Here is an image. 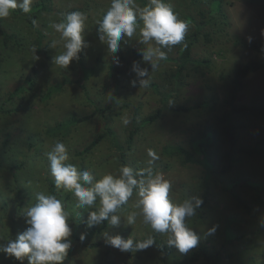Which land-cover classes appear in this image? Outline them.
Masks as SVG:
<instances>
[{"label": "rangeland", "instance_id": "374dc122", "mask_svg": "<svg viewBox=\"0 0 264 264\" xmlns=\"http://www.w3.org/2000/svg\"><path fill=\"white\" fill-rule=\"evenodd\" d=\"M39 1L33 0L32 4ZM165 2L171 4L180 20L187 22V33L194 28L191 17L197 19L200 10L210 8L208 0ZM46 3L49 9L41 10L33 17L30 16L31 12L12 11L8 17L0 18V204L3 200L7 201V209L4 211L0 208V243L14 240L17 234L26 229L25 220L18 217V212H26L36 202L37 193L50 194L46 177L52 174L47 153L57 141H61L67 146L70 156L66 163L76 165L79 170H88L95 179L108 173L118 175L122 165L134 170L152 167L171 182L169 198L172 202L181 203L193 197L202 200L195 215L186 219L187 225L198 236L194 248L181 253L168 244L166 236L156 233L169 248L164 260V253L155 246L128 253L106 242L105 233L135 240L153 232L149 225L143 223L141 216H137L133 225L126 222L130 212L138 211L134 208L135 191L118 213L121 215L118 227L108 224L102 231L88 236V212L98 210L99 200L91 208H78L72 193L58 189L61 199L70 193L64 201L67 204L65 210L69 212L72 246L67 251L64 264H176L191 252L198 251L200 245H205L208 251L219 252L218 264H264V192L258 195L262 202L260 204L253 200L255 192L252 189L257 182L254 179H264V152L240 155L237 163L226 172H222L218 166L220 164L215 162L214 167L218 169L208 179L200 164L185 163L179 157L165 156L161 152L167 144L188 146L190 137L202 125H214L217 116L229 109L224 101L222 76L232 73L244 62L263 57L251 46V42L264 44V13L261 6L247 0H223L225 17L218 19L224 21V24H220V31L213 25L204 26L203 32L211 33L209 42L200 35L199 40L189 48L173 46L171 50L163 49L167 59L160 62L158 69L150 72V85L139 88V85H130V81L136 79L132 71L133 62L151 71L150 65L142 61V56L133 59L130 52L131 48L144 45L139 42V28L132 38H124L121 50L116 54L119 65L113 62L107 45L97 35L98 21L110 8L111 0H47ZM136 3L143 7L149 0H136ZM71 9L81 11L88 17L83 33L87 47L82 50L78 60H73L63 69L53 63V57L64 49L62 43L56 49L49 47L52 40L60 39L50 23L60 22L61 15ZM28 15L31 22L27 20ZM137 23L142 26V21ZM3 31L14 34V38L4 43ZM182 51L193 59L208 58L209 62L200 66L192 60L186 62L180 76L176 77L175 70ZM27 77L33 79L30 88ZM56 82L63 83L61 89L45 99L44 90ZM153 84H157L161 91L170 92L171 96L159 118L142 121L145 115L162 105L160 96L153 91ZM15 89L13 98L9 99V93ZM205 99L209 102L207 107L189 112L174 110L178 105H189ZM235 102L241 105L264 104V66L246 76L236 92ZM96 105L102 110L70 126L65 135L46 132L48 126L64 121L70 115L91 113ZM134 110L138 111L136 122L139 129L130 149L125 150L124 163L114 136L119 144L126 146L125 138L131 123L124 126L121 117L126 115L131 119ZM234 122L244 124L238 130L241 145H253L259 139L264 141V113L237 114ZM108 128L110 131L88 153H76L95 135ZM7 133L10 140L8 145L3 146L2 141ZM149 149L158 156L152 164H149ZM20 162H23L22 166L15 167ZM249 175L253 177L252 184L246 181ZM229 186L255 204L252 216L235 203ZM192 202L195 203L194 200ZM227 220L236 234H243L241 237L233 235L227 239ZM73 234L79 237L83 234L84 240L101 243L87 246L74 238ZM0 264L21 262L0 253ZM23 264H28L27 258ZM184 264L210 262L199 257Z\"/></svg>", "mask_w": 264, "mask_h": 264}, {"label": "clouds", "instance_id": "9594fccd", "mask_svg": "<svg viewBox=\"0 0 264 264\" xmlns=\"http://www.w3.org/2000/svg\"><path fill=\"white\" fill-rule=\"evenodd\" d=\"M32 2L33 0H0V18L8 17L17 8L28 14L32 11ZM137 18L142 21V26L137 23ZM87 19L85 13L73 11L64 14L60 22L50 23L60 39L52 40L49 47L56 49L62 43L64 49L53 57L55 65L64 69L73 60L79 59L78 54L87 47L83 36ZM35 23L34 20L33 24ZM138 28L139 42L147 46L141 52L142 61L150 65L151 71L134 61L132 71L136 74V79L131 80L130 85L147 88L151 83L150 72L158 69L160 62L167 59L163 49L171 50L173 46L181 45L189 25L178 18L171 4L165 0H149L143 7L136 0H111L110 8L103 19L98 21L97 35L107 45L115 64H120L116 54L121 50V41L125 37L132 38ZM121 122L128 126L131 119L125 115L121 117ZM47 156L56 188L72 193L78 208H91L99 200L98 210L88 212L87 227L91 228L104 221L118 227L121 222V215L118 213L135 191L134 208L138 211L127 215L128 225L135 224L137 216H141L144 224L149 225L155 233L166 236L168 244L175 246L181 253H186L197 245L198 236L187 225L186 219L195 215L202 200L193 197L192 200H183L181 203L172 202L169 198L172 184L164 178L163 173L152 167L134 170L122 165L118 175L108 173L95 179L88 170L80 171L76 165L66 163L70 156L67 146L61 141L55 143ZM148 156L151 158L149 164L158 159L152 149L148 150ZM68 218L69 212L60 199L53 194L37 193L36 202L24 213L26 229L17 234L14 240L8 239L6 243H0V253L14 257L21 264L25 258L28 264H62L72 246V229ZM104 235L109 245L125 252L142 250L154 243L151 236L147 240L134 241L120 235ZM84 238L81 234L80 239Z\"/></svg>", "mask_w": 264, "mask_h": 264}, {"label": "trees", "instance_id": "16d2710c", "mask_svg": "<svg viewBox=\"0 0 264 264\" xmlns=\"http://www.w3.org/2000/svg\"><path fill=\"white\" fill-rule=\"evenodd\" d=\"M47 0H40L39 2L31 5V17L34 16L37 12L41 10H48L49 7L46 3ZM250 2H256L258 3L264 13V0H247ZM209 3V9L206 10H200L199 11V17L197 19H194V17H191L192 23L194 28L190 30L188 33H186L184 37V42L181 45H176L174 47L176 48H183V47H190L192 44L196 43L199 40L200 35H203V39L206 42H209L211 40V33L210 32H203V27L208 25L215 26V29H220V24H224V21H219V17L223 19L222 17H225V13L223 10V0H208ZM75 9H71L69 12H73ZM13 12H22L19 8L13 10ZM29 14V13H28ZM66 14V13H65ZM28 15L27 20L31 22V18ZM64 14L61 15L60 21L63 19ZM226 19H228L226 17ZM137 21L139 19L137 18ZM220 31V30H219ZM37 33L39 34V30L37 28ZM2 35L4 36V43L7 42L8 39L14 38V34H6L4 31L2 32ZM124 39L121 41V45L123 44ZM186 45V46H185ZM251 46L259 51L262 54V59L260 60H249L247 62L242 63L239 67H237L232 73H229L226 76H222L223 79V87L225 88L224 91V101L229 106V109L225 112H223L221 115L217 116L216 123L214 125L211 124H204L202 125L198 131H196V134L190 137L188 146L182 145L180 143H174V144H167L164 145L161 149V152L165 156H174L181 158L182 162L185 163H197L203 166V168L206 171V178L208 179L211 175V173L216 172L218 169L215 166V162H218V165L220 170L222 172H226L231 169V167L237 163L240 155H254V154H261L264 152V141L262 139L257 140L253 145H241L239 143L238 139V130L240 128L244 127V124L242 123H235L234 122V116L241 113H264V104L259 105H241L237 104L235 102L236 98V92L238 89L241 88L243 80L246 78V76L252 72L255 71L261 67L264 66V44H260L258 42H251ZM146 48L145 45H138L130 49L131 54L133 55V59L140 58L142 50ZM80 56V53L78 54ZM180 57L178 59V66L175 70L176 77H179L182 70L184 69V66L186 62L194 61L195 65H203L204 63L209 62L208 58H191L190 55L185 51H182L180 53ZM26 81L29 84V87L33 84V79L31 77H27ZM62 82H56L53 84H50L46 87V89L43 92V97L46 99L50 97L53 93L59 91L62 87ZM17 89H15L13 92H10L8 95L9 99H12ZM153 91L160 96L161 101V107H157L153 112L148 113L147 115L142 118V121H154L157 118L160 117L162 109L164 108L166 101L171 96L170 92L167 91H161L159 86L157 84H153ZM209 106L208 100H203L201 102H194L189 105H178L174 107V110L182 111V112H189L195 109H200ZM1 110V108H0ZM102 110L98 105L95 106L94 110L89 114H82L79 116L76 115H70L67 119L64 121L58 122L55 125H50L46 128V132L49 134H62L65 135L68 132V129L70 126L83 122L87 119H89L93 114H95L97 111ZM137 116L138 111L134 110L131 115V124L130 127L127 129V135L125 138L126 146L121 145L117 142L116 136H114L116 145L120 148V158L122 159V162L125 163L124 155L125 150H129L131 147V144L134 140V136L137 133L139 126L137 124ZM110 131L109 128L101 133H98L95 135L81 150H77L76 153L79 155H83L88 153L92 148H94L106 135V132ZM9 133L6 134V138L2 141V145H8L9 143ZM23 162L18 163V165H15V167H21ZM1 165V164H0ZM85 169H81L80 171H84ZM16 178V174H15ZM47 183H48V190L50 194L55 195L58 199H60L63 202L64 208H67V204L64 201V198L68 197L69 194H66L63 199L59 196V191L56 188L55 185V179L48 175L47 177ZM246 181L249 182V184H252L253 181L252 176L246 177ZM252 178V179H251ZM255 184L254 188V195L253 200L255 202H259L262 204L261 199L258 195H260L262 192H264V179H254ZM230 194L232 195L235 203L249 216H252L253 211L252 209L255 208V204L251 202L249 199L242 196L237 190L234 189V187L229 186L228 188ZM21 202L19 201L18 207H20ZM0 208H2L4 211L7 209V201L3 200L0 204ZM24 213L18 212V217L21 219H24ZM230 222L227 220L228 225V233H227V239H229L231 236L236 235V237H241L243 234H236L234 232V229L229 225ZM108 225L107 221H104L103 223L99 225H95L89 229L87 232L88 236H91L94 233H98L99 231H102L104 228H106ZM122 238L127 239L126 236L120 235ZM153 237L154 243L150 246L157 247L160 251H162L163 259L165 260L166 255L169 253V248L162 242L161 239H159L156 235V233L153 231L151 234L147 236H142L140 238L135 239L134 241H143L147 240L149 237ZM73 237L78 239L79 241L83 242L84 245L87 246H96L101 243V241L97 242H88L86 240H81L79 236H76L73 234ZM226 237V236H225ZM128 253H131L130 251ZM199 257H202L205 260H208L210 264H218V261L220 259L219 252L217 250H214L213 252L208 251V249L205 247V245H200L198 251H193L188 257H185L184 259L178 261L176 264H184L186 262H192L197 260ZM65 260V258H64ZM64 260L62 261V264H64Z\"/></svg>", "mask_w": 264, "mask_h": 264}]
</instances>
